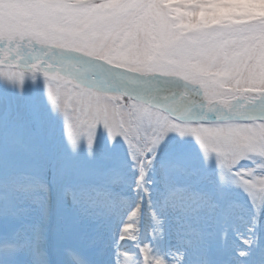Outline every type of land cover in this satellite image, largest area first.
<instances>
[{
    "label": "snow or ice",
    "instance_id": "snow-or-ice-1",
    "mask_svg": "<svg viewBox=\"0 0 264 264\" xmlns=\"http://www.w3.org/2000/svg\"><path fill=\"white\" fill-rule=\"evenodd\" d=\"M203 7L197 0H0V82L22 91L26 80H42L73 152L83 143L91 157L99 129L124 147L131 179L121 177L127 195L118 241L136 252L118 253L117 264H184L183 248L153 255L140 239L142 221L146 237L161 243L169 215L182 226L202 217L227 225L234 190L253 211L242 243L257 244L264 19L190 26ZM170 135L194 139L198 167L183 147L159 159ZM39 188L47 194L46 184ZM94 195L98 204L111 189Z\"/></svg>",
    "mask_w": 264,
    "mask_h": 264
},
{
    "label": "rangeland",
    "instance_id": "rangeland-1",
    "mask_svg": "<svg viewBox=\"0 0 264 264\" xmlns=\"http://www.w3.org/2000/svg\"><path fill=\"white\" fill-rule=\"evenodd\" d=\"M193 144L191 137L170 135L160 146L159 159L183 147L198 167ZM127 165L119 138L110 143L102 129L91 157L83 143L73 152L42 80H26L22 91L0 82V264H73L69 253L83 256L88 264H117L118 253H135L131 242L125 248L118 241L120 219L126 214L121 197L127 195L121 177L131 179ZM114 180L119 181L115 186ZM104 187L111 189V197L94 204V190ZM67 189L72 196L65 195ZM227 199L232 205L227 225L220 218L202 217L182 226L169 215L161 243L146 237L145 217L140 239L150 244L153 255L183 248L184 264H254L255 255L264 264V211L258 217L257 244L249 248L242 239L248 235L252 208L239 191H231ZM241 251L249 254L241 257Z\"/></svg>",
    "mask_w": 264,
    "mask_h": 264
},
{
    "label": "clouds",
    "instance_id": "clouds-1",
    "mask_svg": "<svg viewBox=\"0 0 264 264\" xmlns=\"http://www.w3.org/2000/svg\"><path fill=\"white\" fill-rule=\"evenodd\" d=\"M197 2L204 7L200 16L191 19L190 26L196 23L227 24L251 17L264 19V0H197ZM79 259L80 264H88V260L83 256L79 255ZM4 264H9V261L4 260Z\"/></svg>",
    "mask_w": 264,
    "mask_h": 264
},
{
    "label": "trees",
    "instance_id": "trees-1",
    "mask_svg": "<svg viewBox=\"0 0 264 264\" xmlns=\"http://www.w3.org/2000/svg\"><path fill=\"white\" fill-rule=\"evenodd\" d=\"M256 256V255H255ZM255 256H253V257H255Z\"/></svg>",
    "mask_w": 264,
    "mask_h": 264
}]
</instances>
